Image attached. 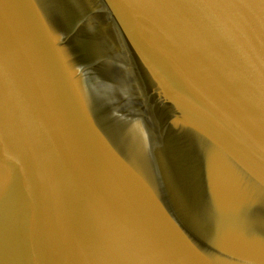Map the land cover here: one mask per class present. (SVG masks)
Here are the masks:
<instances>
[{
  "label": "water",
  "instance_id": "water-1",
  "mask_svg": "<svg viewBox=\"0 0 264 264\" xmlns=\"http://www.w3.org/2000/svg\"><path fill=\"white\" fill-rule=\"evenodd\" d=\"M214 133L250 264H264V0H158Z\"/></svg>",
  "mask_w": 264,
  "mask_h": 264
}]
</instances>
